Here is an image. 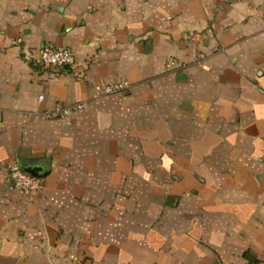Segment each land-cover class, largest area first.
I'll list each match as a JSON object with an SVG mask.
<instances>
[{
  "label": "crops",
  "instance_id": "crops-1",
  "mask_svg": "<svg viewBox=\"0 0 264 264\" xmlns=\"http://www.w3.org/2000/svg\"><path fill=\"white\" fill-rule=\"evenodd\" d=\"M263 260L264 0H0V264Z\"/></svg>",
  "mask_w": 264,
  "mask_h": 264
},
{
  "label": "built area",
  "instance_id": "built-area-1",
  "mask_svg": "<svg viewBox=\"0 0 264 264\" xmlns=\"http://www.w3.org/2000/svg\"><path fill=\"white\" fill-rule=\"evenodd\" d=\"M25 60L36 65L44 66L52 70H59L64 66H68L74 70L76 60L72 51L67 47H55L51 45H43L37 49L27 50L23 52ZM166 68H174L180 66V63L174 58H169L165 63ZM77 77L82 74L74 70ZM126 83L113 84H97L94 86V95L96 97L102 95L112 94L123 90ZM82 104H75L73 106H65L62 104H55L52 110L44 112L42 115L45 118H52L58 116L68 115L75 109H80ZM5 179L9 182V186L28 197L35 195L41 188V181L38 177L26 171L18 160H13L7 167ZM261 264H264V260Z\"/></svg>",
  "mask_w": 264,
  "mask_h": 264
},
{
  "label": "water",
  "instance_id": "water-1",
  "mask_svg": "<svg viewBox=\"0 0 264 264\" xmlns=\"http://www.w3.org/2000/svg\"><path fill=\"white\" fill-rule=\"evenodd\" d=\"M24 169L26 171H28L30 174L37 176V173L35 172L34 168H32V167H26Z\"/></svg>",
  "mask_w": 264,
  "mask_h": 264
}]
</instances>
